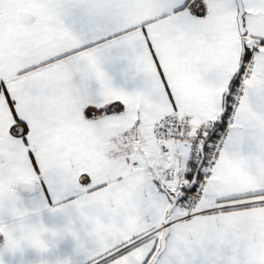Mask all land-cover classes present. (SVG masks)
Returning <instances> with one entry per match:
<instances>
[{
    "label": "snow or ice",
    "instance_id": "6c2138e0",
    "mask_svg": "<svg viewBox=\"0 0 264 264\" xmlns=\"http://www.w3.org/2000/svg\"><path fill=\"white\" fill-rule=\"evenodd\" d=\"M0 264H264V0H0Z\"/></svg>",
    "mask_w": 264,
    "mask_h": 264
}]
</instances>
